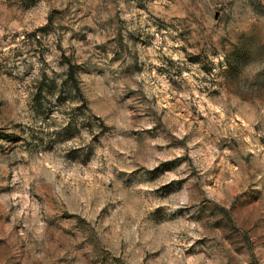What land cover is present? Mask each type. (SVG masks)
<instances>
[{
    "label": "rangeland",
    "instance_id": "obj_1",
    "mask_svg": "<svg viewBox=\"0 0 264 264\" xmlns=\"http://www.w3.org/2000/svg\"><path fill=\"white\" fill-rule=\"evenodd\" d=\"M0 264H264V0H0Z\"/></svg>",
    "mask_w": 264,
    "mask_h": 264
}]
</instances>
